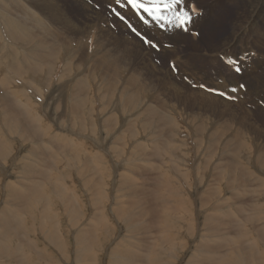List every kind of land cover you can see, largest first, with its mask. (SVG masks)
Listing matches in <instances>:
<instances>
[{"label": "rangeland", "instance_id": "1", "mask_svg": "<svg viewBox=\"0 0 264 264\" xmlns=\"http://www.w3.org/2000/svg\"><path fill=\"white\" fill-rule=\"evenodd\" d=\"M57 1H60V9L53 10L56 19L52 21L48 35L46 26L40 20L37 21L34 10L39 18L47 20L45 13L41 14V9H38L40 5L32 0H20V5L14 0H0V22L10 17L20 22L23 19L32 27V35L37 43L40 42L39 46L42 41L45 42L56 56L62 58L64 47H79L83 44L80 40L69 42V39L86 32L87 27L83 26V22L89 21L90 16L84 10H78L74 0ZM85 1L104 15L101 22H95L98 27L107 26L106 23L111 19L115 23L120 22L108 10V0ZM204 1L207 3H198L202 6L211 3V0ZM226 1L230 4L212 6L217 19L212 23L215 31L222 20L225 30L232 23L234 26L233 16L239 4H235V0ZM98 2L99 8L96 7ZM262 7L264 9V5ZM106 15L109 18H104ZM261 15L262 18L253 21L264 19V13ZM126 18L133 25L129 16L126 15ZM115 23L110 22L109 27L117 33ZM133 26H138V23ZM150 28L151 25H148V31ZM250 28L253 32L248 35L254 40V45L261 39L264 43V24L251 23ZM200 29L198 32L202 34L196 37H199L197 40H184L185 44L179 45L178 55H181L182 64L177 61L175 53L166 49L169 48L167 42H160L158 37L151 38L150 33L146 32L150 40L155 39L160 44V49L156 50L149 44L143 45L134 34L139 47L134 51L131 61L125 59L122 64L125 66L124 71L128 70L127 78L118 77L120 71L116 78L109 76L104 79L107 69L100 66L102 62L99 58L95 60V51L91 58H86L85 51H72L70 54L74 58L65 73L66 80H63L67 83L59 89L57 83L50 90L49 97L53 100H50V105L54 107L50 117L47 110L40 108L24 91L22 97H28L30 102L36 104V110L34 107L29 110L26 106L33 121L32 128L27 117H24V109L15 101L17 97L20 98L18 86L15 89L11 86L16 78L15 68L18 64L28 68L27 59L13 54L12 66L8 63L5 66L12 67V70L4 76L1 73L4 67L0 66V147L8 146L4 152L0 148V264H125L126 261H130V264H264V129H261L264 128V104L260 99H255L256 95L247 88L233 92L221 83H216V75L210 80L212 85H209V90L203 88L205 90H197L190 95L192 90L201 86L197 78L183 75L187 66L183 55L187 59L188 56L195 57L199 74L205 76L214 73L217 69L214 59L219 57L220 51H224L223 47H218L219 52L207 59L201 52L193 55L194 50L206 52L209 46L204 41L209 35L208 28L201 26ZM129 42L134 44L135 40L130 39ZM257 46L261 49V46ZM31 48L33 45L27 46L21 41L17 50L26 49L25 52H28ZM59 50L61 55L57 53ZM262 53L264 61V50ZM128 55L127 52L126 58ZM57 61L52 58L44 63L35 61V72L20 77L24 79L21 86L31 87L37 92L43 90L53 70L51 67H58ZM90 62L94 64L91 66ZM72 65L74 74L68 77ZM41 66H46L48 74L45 73L46 69L42 71L43 75L37 73L35 69ZM116 69L114 65L110 74H116ZM256 69L259 68H253L251 73L256 72ZM260 70H264V67ZM234 75L232 73L222 78L234 82ZM38 76H46V79ZM144 77L147 79L142 81ZM244 78L242 76L239 80ZM115 79L117 84L119 81L122 83L118 85L120 90L126 88L123 90L126 94L123 91L122 95L116 94V90L109 89L104 83ZM171 83L177 88L179 84L182 88L187 85V91L170 90L168 87ZM147 84L159 88H150V91L144 88ZM228 85L234 86L231 83ZM216 86L222 89L217 91H227L226 95L210 91L218 88ZM23 90H26L25 87ZM107 93L114 96V106L110 108L105 107L108 104ZM98 95H102L101 98ZM179 95L190 97V103L179 101ZM13 102L18 106L13 107ZM243 115L247 117L242 119ZM193 133L197 140L196 154L189 153L184 141ZM44 144L56 150L54 162L60 168L48 163L50 149ZM66 156H69L71 164L65 161ZM58 159L60 162H57ZM127 172L136 179L126 175ZM165 177L170 180V186ZM159 178L163 179L160 181ZM129 179H132L131 184ZM163 181L168 184L164 186L161 184ZM183 183L187 184L183 187ZM166 186L176 188L168 189ZM209 214L211 216L207 219ZM212 224L218 227L217 231L212 229ZM242 230L247 234L242 233Z\"/></svg>", "mask_w": 264, "mask_h": 264}, {"label": "bare ground", "instance_id": "2", "mask_svg": "<svg viewBox=\"0 0 264 264\" xmlns=\"http://www.w3.org/2000/svg\"><path fill=\"white\" fill-rule=\"evenodd\" d=\"M16 3H18L19 4V1L20 0H14ZM30 1V0H29ZM32 1H34V2H36L38 5H40V8H39V6H38V9H41V10H39L40 11V13L41 14H44V17L45 18H47V20L45 19H41V17L39 18L38 17V15H36L37 13L35 12V10H34V15H35V17H36V19H37V21L38 20H40L41 22V24L43 23L45 26H46V28H47V32H46V35H48L49 34V32L51 31V29H50V26H51V23H52V21L53 20H55L56 19V17H55V15L53 14V10H56V9H60V1H57V0H32ZM75 2H76V7H78V10H84L85 11V14L87 15L88 14V16H90V20L89 21H85V22H83V26L84 27H87V30H85L86 32L84 33V34H79V36L77 37V38H73V39H69V42H73V41H78V40H80V42H82V41H84L85 40V45H87V48H91V51L92 52H94L95 51V60H97V58H99L100 60H101V62H102V64L100 65L101 67H104L105 69H107V71H106V73H105V75H103L104 76V79L105 78H108L109 76H111V77H117V74H118V72H120L121 71V73H120V75L118 76V77H122V76H126L125 78H127V71H124V69H123V66H122V64H123V62H124V60L125 59H128V60H130L131 61V57H132V55H133V53H134V51L139 47V42L136 40V38L134 37V36H132V35H130L129 33H127L126 31H127V29H126V26L123 24V23H121V22H118L119 23V25L121 26V28L122 29H120V32L119 33H115L110 27H103V26H100V27H98V25L96 26L95 25V22L97 21L98 23L99 22H101L102 21V17L104 16L103 14H101V12L100 11H96V10H94L92 7H91V3L89 4L87 1H85V0H74ZM196 1V3L198 4V5H196V6H199V7H203L202 6V4H199L198 2H200L201 0H194V2ZM236 1V3L235 4H239L238 5V10H237V12L234 14V16H233V21L235 20V23H234V26H233V23H232V25L230 24L229 26H230V28L229 29H227V30H225V27H224V24H223V20L220 22V24H218L219 25V27H218V30L217 31H215L214 29H212V23H214L217 19H215V17H214V9L212 8V6H213V4H220L219 6H224V5H227V4H230V3H228V1H226V0H211V3L210 4H207L206 6H204V7H207V8H210V14H209V18L207 19V20H205L204 18L203 19H198V20H196V19H194V23L190 26V28H189V31H188V33H184V32H182L181 31V29H178V28H175L174 26H168L166 29H161V28H159V26L158 25H156V23L154 22V21H152V22H150L149 23V25H151V28H150V31H149V33H150V35H151V38L153 37V36H159L158 38L160 39V42H167V45L169 46V48H166V49H170L173 53H175V55H176V59H177V61L179 62V63H181L182 64V61H181V55H178L180 52H179V47L180 46H182V44H185V41L184 40H188V41H195V40H197L198 38H196L197 36H199V35H201L202 33L201 32H198V31H200L201 29V26H202V28L203 27H205V29L206 28H208V30H209V35H208V37L207 38H205V39H207V40H204L205 41V43L206 44H209V46H208V48H207V50H206V52H203V51H200V50H194V52L195 53H193V55H199V53L200 54H202V56L204 57V59L206 58L207 59V57H209V56H213V54H216V53H218L219 51V48H224V51H220V53H225L227 50H229V49H231V50H236V51H238V53H240V54H242L243 52H245V51H247V50H249V47H252L253 45H254V40L248 35V33H250V32H253V30L250 28V25H251V23H254V24H264V22H263V20L264 19H261V20H259V21H253V19H259V18H262L263 17V15H261V13H264V9H263V7H262V5H264V0H235ZM90 2V1H89ZM204 2V4H206L205 3V1L203 0L202 2H200V3H203ZM249 2H251V4L249 3ZM3 3H5V2H3ZM8 3V2H7ZM12 3V2H11ZM21 3V2H20ZM31 3H33V2H31ZM14 4V3H13ZM29 4V3H28ZM20 5V4H19ZM31 5V4H30ZM5 6V5H4ZM16 6V5H15ZM6 7H7V5H6ZM26 7H27V5H26ZM29 7V6H28ZM76 7H74V8H76ZM114 7H118V6H116V5H114ZM229 7V6H228ZM227 7V8H228ZM73 8V9H74ZM225 8V7H224ZM33 10V9H32ZM206 10V9H205ZM6 11V10H5ZM20 11V10H19ZM23 11V10H22ZM38 11V12H39ZM77 11V10H76ZM123 13H125L126 15H128L129 16V19L133 22V24L134 25H137V23H138V26L140 25L141 26V23H139L138 22V20L136 19V17L133 15V13L131 12V11H129V10H121ZM207 11V10H206ZM220 11V10H219ZM10 12V11H9ZM208 12V11H207ZM36 13V14H35ZM227 13V12H226ZM22 14V13H21ZM25 14V13H24ZM28 14V13H27ZM20 15V14H19ZM87 16V17H88ZM221 16V15H220ZM18 17V16H17ZM27 17L29 18V15H27ZM109 18L107 15L104 17V18ZM214 17V18H213ZM31 19H33V18H31ZM92 19H94V20H92ZM128 19V18H127ZM149 20H150V18H148ZM26 20H30V19H27L26 18ZM106 20V19H105ZM116 20V19H115ZM118 20V19H117ZM33 21V20H32ZM57 21V20H56ZM230 21V20H229ZM29 23V22H28ZM29 25H31L30 23H29ZM63 25V24H62ZM143 25V24H142ZM35 26V25H34ZM38 26V25H37ZM27 27L29 28V29H27ZM61 27V26H60ZM3 28H5V31H6V33H7V35L12 39V41L14 42V44H9L8 42V40L6 39V37H5V31L3 30ZM35 28V27H34ZM37 28H39V27H37ZM36 28V29H37ZM40 28H42V27H40ZM65 28V27H64ZM53 29V28H52ZM54 29H55V27H54ZM63 29V28H62ZM65 30V29H64ZM38 31V30H37ZM61 31V30H60ZM206 31V30H205ZM32 32H33V30H32V27H29L26 23H25V21L24 22H20L19 20H17L16 18H14V17H10V18H8L7 20H4L3 22H0V66L2 67H5L6 66V64H7V62H6V59H7V57H11L9 54H8V52H7V50H8V48L13 52L12 53V55L13 54H17L18 56L19 55H21V56H23V58H26L27 59V65H28V68H26V67H24L23 65H21V64H18L17 65V67L15 68V77L16 78H20V77H25L24 76V74L26 75L27 73L29 74L30 72L31 73H34L35 71L33 70V68H34V62L35 61H37V60H40L42 63H44V61L46 62V61H49V60H51V58L52 59H55V60H58L59 59V56H56L55 55V52L51 49V48H49V46L45 43V42H41V44L43 45H41V46H39V43H37V40H36V38H34L33 37V35H32ZM195 33V32H198L199 34L198 35H195V34H193V33ZM39 33V32H38ZM43 34V33H42ZM51 34V33H50ZM62 34H63V32H62ZM123 34H125V35H123ZM156 34V35H155ZM190 34H192V35H190ZM67 36H68V34H66ZM39 36V35H38ZM40 36H41V33H40ZM64 36V35H63ZM70 37V36H69ZM83 37H85V39L83 40ZM162 38V39H161ZM196 38V39H195ZM204 38V36L203 37H201L200 39H203ZM130 39H134L135 40V43L134 44H130ZM148 39H149V37H148ZM195 39V40H194ZM40 40V39H39ZM21 41L22 42H24L27 46H30V45H33V49L31 48V51H28V52H25L26 51V49H28L27 47H26V49L25 50H23L22 49V51H19V50H17L18 49V46H19V44L21 43ZM44 41H45V39H44ZM162 42V43H163ZM197 44H198V41H197ZM64 45V44H63ZM68 45V44H67ZM180 45V46H179ZM199 45V44H198ZM257 45H259V46H261V49L259 48V50H260V56H258L256 59H255V64H256V66L259 68V69H256V72H254V73H251V70H246L245 72H243V74H242V76H244L245 78L243 79L244 81H246V83H247V90H250V92L252 93V94H254V95H256V97H255V99H257V100H259L260 99V102L261 103H263L264 104V75H263V71L264 70H260V68H263L264 67V61H262L261 60V57H262V55H263V53H262V51L264 50V43H263V39H261V42H257L255 45H254V47H256V48H258V46ZM174 46V47H173ZM192 46V45H191ZM202 47V46H201ZM219 47V48H218ZM67 48V47H66ZM68 48H70V47H68ZM90 52V51H89ZM127 52H128V57L126 58V56H127ZM22 53V54H21ZM57 53L59 54V55H61V51L59 50V51H57ZM196 53H198V54H196ZM76 54V53H75ZM86 54V53H85ZM230 55V54H229ZM229 55H224V57H229ZM74 55L72 54V55H70L69 57H67L66 59H65V66H64V68H63V71H62V74H59L58 73V71H59V67H57V68H52L51 67V69H53V70H51L50 71V76H49V81H51L52 82V84H53V79H52V75L53 74H57L58 76H59V81H58V86H57V88L59 87L60 88V86L62 87V86H64L65 85V83H67V82H65V81H63V80H66V78H65V76H66V74L65 73H67L68 72V67H69V65H70V63H71V59H72V57H73ZM87 56V55H86ZM66 57V56H65ZM76 57V56H75ZM183 57H184V60L186 61V63H187V66H185V71H186V73H184L183 75H185V74H187V75H190V76H193V77H195V78H197L200 82V86L202 87V85H203V87L201 88V87H197V89H194V90H192V92L190 93V95L192 96V94H195L196 92H197V90H200V91H202V90H205V89H207V90H209V85H210V80H212L213 79V76L211 75V74H206L205 76H203V75H201V74H199V67H198V64H197V62L198 61H196L195 60V57L193 58H191L190 56H188L189 58L187 59V57L185 56V55H183ZM215 57V56H214ZM264 57V56H263ZM74 58V57H73ZM88 58V57H87ZM91 58V57H90ZM91 60V59H90ZM264 60V59H263ZM143 61V60H142ZM89 63V62H88ZM91 63V62H90ZM214 63L218 66V68L217 69H215V72H217V73H219V74H221L222 75V77H224V76H228V75H230V74H232L233 72H231V71H226L225 70V68L227 67V66H224V65H222L219 61H218V57L217 58H215L214 59ZM94 64V62H92L91 63V66ZM126 64V63H125ZM44 65V64H43ZM116 66L117 67V73L116 74H113V75H111L110 74V72H111V68L113 67V66ZM82 66V65H81ZM48 67V66H47ZM203 67H205V66H203ZM41 68V69H40ZM40 68H38V69H35V70H38L37 71V73L38 72H41V75H43V73H42V71L44 70V69H46V66L43 68V66H41ZM90 68V67H89ZM124 68H125V66H124ZM126 68H127V66H126ZM73 70V65L70 67V73H68L67 74V76L68 77H70L71 75L73 76V74H74V72L72 71ZM153 70V69H152ZM163 70V69H162ZM204 70H206L205 68H204ZM2 71V70H1ZM46 72L45 73H47L48 72V70L46 69L45 70ZM76 71V70H75ZM98 71V70H97ZM134 71V70H133ZM132 71V72H133ZM81 72V71H80ZM131 72V74H133ZM163 72V71H162ZM167 72V71H166ZM207 72V71H206ZM91 73V72H90ZM204 73V72H203ZM40 74V73H39ZM48 74V73H47ZM130 74V73H129ZM151 72H150V74H149V76H150V78H151ZM155 74V73H154ZM38 75V74H37ZM98 75V74H97ZM96 75V76H97ZM30 76V75H29ZM94 76V75H93ZM136 76V75H135ZM134 76V77H135ZM159 76V75H158ZM242 76H238V75H234L233 76V79L235 80V81H237V80H239L240 78H242ZM26 77H28V76H26ZM36 77V76H35ZM35 77H33V78H35ZM38 77H40V76H38ZM46 77V76H45ZM45 77H43L44 79H46ZM89 77V76H88ZM95 77V76H94ZM138 77V76H137ZM165 77H166V75H165ZM29 78V77H28ZM37 78V77H36ZM42 77H40V79H41ZM42 78V79H43ZM5 79H7V80H9L7 77H5ZM21 80H22V78H20ZM19 79V80H20ZM103 79V78H102ZM113 79V78H112ZM118 79H120V81H122V78H118ZM124 79V78H123ZM145 79H147L146 77H144L143 79H142V81H144ZM154 79V81H155V78H153ZM15 81H19L18 79H14ZM14 80L12 81V82H14ZM24 80V79H23ZM22 80V81H23ZM32 80V79H31ZM34 81H36L35 79H33ZM37 80H38V78H37ZM130 80V79H129ZM136 80V79H135ZM39 81V80H38ZM38 81H36L37 83H39ZM43 81V80H42ZM103 81V80H102ZM105 81V80H104ZM119 81V82H120ZM124 81V80H123ZM122 81V82H123ZM128 81V80H127ZM36 82H35V84H36ZM88 81H86V83H87ZM97 82V81H96ZM118 82V84H117V82H116V79L115 80H111V81H109V82H104L105 83V85L106 86H109V89L110 88H113V90H116L115 91V93L116 94H120V95H122L121 93H122V91L123 90H126V88L124 87V89H122V90H120L119 88H118V85H121L120 83ZM135 82V81H134ZM161 82L163 83V81H162V78H161ZM85 83V84H86ZM90 83V82H89ZM95 83V82H94ZM103 83V84H104ZM139 83H141V82H139ZM217 83V82H216ZM26 84H28V83H26ZM40 84V83H39ZM159 84H161L160 82H159ZM197 84V83H196ZM16 83L14 82V83H12V88L13 89H15V87H16ZM41 85V84H40ZM98 85V83L95 85V86H97ZM189 85V84H188ZM212 85V84H211ZM210 85V86H211ZM225 88H227L228 90H232V88H230V86L228 85V83H225V84H222ZM18 86V88H17V91L18 92H20V98L19 97H17L18 99H16L15 101L17 102V104H19V106L21 107V109H24V117L26 116L27 117V119L29 120L28 122L31 124V128H32V126H33V121L31 120V114H29L26 110L28 109L27 107H29V110H31V108H33L34 107V109H35V106H36V104L33 102V101H29V98L27 97H22L25 93H26V95H28V93L25 91V90H23V87L22 86H19V85H17ZM28 86V85H27ZM124 86V85H123ZM123 86H121V87H123ZM180 86H182V85H178V88H177V86L175 85V84H170V86L168 87L170 90H177V89H179V90H186V88H187V85L185 86V88H182V87H180ZM26 87V86H25ZM35 87L37 88V85H35ZM39 87V86H38ZM40 87H42V85L40 86ZM89 87V86H88ZM216 87H218V86H216ZM58 88V89H59ZM90 90H91V85H90ZM129 88V87H128ZM142 88H143V86H142ZM145 89H148V90H150L151 91V89L150 88H152V90H158V88L159 87H156L155 85H150V84H147L145 87H144ZM162 88V87H161ZM203 88H205V89H203ZM39 89V88H38ZM57 89V90H58ZM106 89V88H105ZM108 89V90H109ZM137 89V88H136ZM213 89V88H212ZM133 90V89H132ZM189 90V89H188ZM216 91L217 90H222L220 87H218V88H216L215 89ZM24 91H25V93H24ZM37 91V90H36ZM96 91V90H95ZM112 90H110V92H111ZM187 91V90H186ZM98 92V91H97ZM109 92V91H108ZM124 93H125V91H123ZM128 92V91H127ZM147 92V91H146ZM152 92H154V91H152ZM180 92V91H179ZM92 93V92H91ZM181 93V92H180ZM207 93H209V92H207ZM211 93V92H210ZM259 93H261V94H263V95H259ZM94 94V93H93ZM126 94V93H125ZM136 94V93H135ZM151 94V93H150ZM160 94V93H159ZM167 94V93H166ZM239 94V93H238ZM7 95H9V94H7ZM6 95V96H7ZM12 95V94H11ZM11 95H10V100H11ZM107 96H108V104H106L107 106H105L106 108H110V106H114V104H113V102H112V98L114 97H112V95H110V93H107L106 94ZM129 95H130V93H129ZM153 95V94H152ZM185 95V94H184ZM209 95V94H208ZM214 95V94H213ZM29 96V95H28ZM50 96V95H49ZM81 96V95H80ZM101 96L102 95H100V97H99V95H98V98H101ZM145 96V95H144ZM148 96V95H147ZM202 96V95H201ZM207 96V95H206ZM216 96V95H215ZM9 97V96H8ZM54 97V96H53ZM89 97V96H88ZM121 97V96H120ZM200 97V96H199ZM203 97H204V95H203ZM212 97V96H211ZM13 98V97H12ZM50 98V100L51 101H53L52 100V97H49ZM95 98H97L96 96H95ZM94 98V99H95ZM97 98V99H98ZM105 99L107 98V97H104ZM116 98V97H115ZM149 98H150V95H149ZM165 98V97H164ZM215 98V97H214ZM7 99H9V98H7ZM15 99V98H14ZM123 99V98H122ZM213 99V98H212ZM100 100V99H99ZM104 100V99H103ZM158 100V99H157ZM203 100H204V98H203ZM220 100L222 101V99L220 98ZM14 101V100H13ZM114 101V100H113ZM117 101V100H116ZM150 101V100H149ZM179 101H181V102H184V103H186L187 101H189L188 103H190V101H191V98L189 97H187V96H180L179 95ZM23 102V103H22ZM92 102H94V100L92 101ZM99 102V101H98ZM105 102V101H104ZM145 102V101H144ZM217 102V101H216ZM22 103V104H21ZM100 103V102H99ZM116 103V102H115ZM165 103V102H164ZM224 103V102H223ZM13 104H14V106L13 107H17L18 105L15 103V102H13ZM16 104V105H15ZM121 104L122 103H120V106H121ZM202 104V103H201ZM100 105V104H99ZM105 105V104H104ZM117 105H119V104H117ZM164 105V104H163ZM174 105V104H173ZM185 105V104H184ZM191 105H193V104H191ZM190 105V106H191ZM195 105V104H194ZM227 105H228V103H227ZM260 105V104H259ZM7 106H9L8 104H7ZM12 106V105H11ZM27 106V107H26ZM93 106V105H92ZM189 106V107H190ZM10 107V106H9ZM8 107V108H9ZM20 107H18V108H20ZM102 107V106H101ZM18 108H14V109H18ZM75 108V107H74ZM84 108V107H83ZM95 108V107H94ZM146 108V107H145ZM165 108V107H164ZM170 108V107H169ZM173 108V107H172ZM10 109V108H9ZM85 109V108H84ZM100 109V108H99ZM163 109V108H162ZM175 109V108H174ZM36 110V109H35ZM147 110V109H146ZM170 110V109H169ZM177 110V109H176ZM12 111V110H11ZM27 113H26V112ZM103 111V110H102ZM109 111H110V109H109ZM86 112V111H85ZM160 112V111H159ZM111 113V112H110ZM113 113V112H112ZM148 113H150V111L148 112ZM156 113V112H155ZM180 113V112H179ZM211 113H213V112H211ZM236 113V112H235ZM250 114H251V112H250ZM97 115V114H96ZM21 116H22V114H21ZM167 116V115H166ZM244 116V115H243ZM250 116V115H249ZM34 117H37V116H34ZM110 117V116H109ZM159 117V116H158ZM232 117V116H231ZM245 117H247V116H244V117H242V119H244ZM254 117V116H253ZM38 118V117H37ZM183 118V117H182ZM206 118H208V117H206ZM215 118V117H214ZM250 118H252V117H250ZM39 119V118H38ZM117 119V118H116ZM123 119V118H122ZM180 119V118H179ZM187 119V118H186ZM185 119V120H186ZM200 119V118H199ZM199 119H197V120H199ZM219 119V118H218ZM97 120V119H96ZM100 120V119H99ZM113 120V119H112ZM112 120H110V122L112 121ZM182 120V119H181ZM184 120V119H183ZM222 120V119H221ZM85 121V120H84ZM89 121V120H88ZM102 121V120H101ZM189 121V120H188ZM191 121V120H190ZM211 121V120H210ZM218 121V120H217ZM15 122V121H14ZM27 122V123H28ZM92 122V121H91ZM186 122V121H185ZM17 123V122H16ZM84 123V122H83ZM96 123V122H95ZM132 123V122H131ZM149 123V122H148ZM166 123H167V121H166ZM174 123V122H173ZM240 123V122H239ZM255 123V122H254ZM18 124V123H17ZM89 124V123H88ZM93 124V123H92ZM111 124V123H110ZM158 124V123H157ZM176 124V123H175ZM180 124H182L181 122H180ZM259 124V123H258ZM85 125V124H84ZM87 125V124H86ZM90 125H91V123H90ZM96 125V124H95ZM144 125H145V123H144ZM146 125H147V122H146ZM145 125V126H146ZM65 126V125H64ZM92 126V125H91ZM94 126V125H93ZM97 126V125H96ZM120 126V125H119ZM118 126V127H119ZM181 126V125H180ZM180 126H177L178 128L180 127ZM190 126H192V125H190ZM136 127V126H135ZM147 127H149L150 128V126H147ZM212 127V126H211ZM258 127V126H257ZM256 127V128H257ZM93 128V127H92ZM103 128V127H102ZM120 128V127H119ZM186 128H188V127H186ZM209 128V127H208ZM252 128H253V126H252ZM255 128V129H256ZM85 129V128H84ZM88 129H90V127L88 128ZM99 129V128H98ZM105 129V128H104ZM184 129V128H183ZM231 129V128H230ZM261 129H262V131H263V129L264 128H262L261 127ZM29 130V129H28ZM32 130V129H31ZM91 130H93V129H91ZM90 130V131H91ZM97 130V129H96ZM180 130H181V128H180ZM247 130H249V129H247ZM86 131H87V129H86ZM86 131H84V132H86ZM95 131V130H94ZM182 131V130H181ZM189 132H190V130H188ZM219 131V130H218ZM76 132V131H75ZM82 132H83V130H82ZM83 132V133H84ZM97 132V131H96ZM95 132V133H96ZM113 132V131H112ZM150 132V131H149ZM88 132H86L85 134H87ZM95 133H93V134H95ZM249 133V132H248ZM97 135V134H96ZM156 135V134H155ZM186 135V134H185ZM244 135V134H243ZM13 136V135H12ZM15 136V135H14ZM22 136V135H21ZM182 136V135H181ZM20 137V136H19ZM98 137V136H97ZM97 137H95V139L97 138ZM178 137H180V136H178ZM187 137V136H186ZM250 137V136H249ZM4 138V137H3ZM90 138H93V137H90ZM101 139V138H100ZM1 140V139H0ZM92 140V139H91ZM109 140V139H108ZM138 140V139H137ZM93 141V140H92ZM93 142H95V141H93ZM92 142V143H93ZM101 143H102V141H101ZM136 143V142H135ZM134 143V144H135ZM215 143V142H214ZM114 144V143H113ZM117 144V143H116ZM115 144V147L117 146ZM221 144V143H220ZM247 144V143H246ZM245 144V145H246ZM48 149H50V150H48L49 152H50V155H49V160H48V163L50 164V163H52V164H55V162H54V160H55V155H54V152L56 151V150H54V149H52V148H50V147H48L46 144H44ZM203 145V144H202ZM206 145V144H205ZM106 146V145H105ZM227 146V145H226ZM8 146H1L0 148H1V150H2V152H4L5 150H7L8 148H7ZM186 147V146H185ZM188 147V146H187ZM242 147V146H241ZM244 147V146H243ZM82 148H84V147H82ZM138 148V147H137ZM136 148V149H137ZM77 149V148H76ZM87 149V148H86ZM112 149V148H111ZM44 150V149H43ZM202 150H204V149H202ZM218 150V149H217ZM81 151V150H80ZM219 151V150H218ZM264 151V150H263ZM77 152V150H75V153ZM105 152V151H104ZM241 152V151H240ZM59 153V152H58ZM64 153V152H63ZM72 153V152H71ZM190 153V152H189ZM203 153H205V152H203ZM218 153V152H217ZM35 154V153H34ZM107 154V153H106ZM128 154V153H127ZM134 154V153H133ZM143 154H146V153H143ZM196 154V153H195ZM225 154V153H224ZM31 155V154H30ZM67 155V154H66ZM74 155V154H73ZM79 155V154H78ZM31 156H33V155H31ZM63 156L65 157V155L63 154ZM72 156V155H71ZM70 156V157H71ZM190 156V155H189ZM192 156V155H191ZM77 157H79V156H77ZM91 157V156H90ZM134 157V156H133ZM187 157V156H186ZM199 157V156H198ZM226 157V156H225ZM228 157V156H227ZM260 157V156H259ZM259 157H257V159L259 158ZM68 158H69V156H68ZM67 158V156H66V158H65V161H68V163H69V161H70V159H68ZM72 158V157H71ZM74 158H76V156H74ZM92 158V157H91ZM103 158V157H102ZM106 158V157H105ZM131 158V157H130ZM197 158V157H196ZM133 159V158H132ZM76 160V159H75ZM99 160V159H98ZM254 160H256V159H254ZM253 160V161H254ZM63 161V160H62ZM64 161V162H65ZM79 160H77V162H78ZM96 161V160H95ZM133 161H135L136 162V160H133ZM133 161H131V163L133 162ZM198 161V160H197ZM215 161V160H214ZM253 161H251V162H253ZM57 162H60L59 161V159H58V161ZM63 162V163H64ZM71 162H73V165H74V160H72ZM97 162V161H96ZM99 162V161H98ZM194 162V161H193ZM76 163V162H75ZM79 163V162H78ZM127 163H129V166L131 165L130 164V160L128 159L127 160ZM127 163L125 164V165H127ZM217 163H219V162H217ZM69 164H71V163H69ZM80 164V163H79ZM79 164H77V165H79ZM94 164V163H93ZM99 164V163H98ZM121 164V163H120ZM187 164V163H186ZM67 165V164H66ZM76 165V166H77ZM102 166H103V163L101 164ZM133 165V164H132ZM220 165V164H219ZM229 165V164H228ZM251 165V164H250ZM63 166V165H62ZM70 166V165H69ZM98 166H100V165H98ZM218 166V165H217ZM252 166V165H251ZM55 167H58V168H60V165L59 164H55ZM74 167V166H73ZM97 167V166H96ZM109 167V166H108ZM195 167V166H194ZM197 167V166H196ZM31 168V166L29 165V167H28V169H30ZM77 168V167H76ZM75 168V169H76ZM101 168V167H100ZM177 168V167H176ZM187 168V167H186ZM258 168V167H257ZM53 169V168H52ZM104 169V168H103ZM179 169V168H178ZM177 169V170H178ZM194 169V168H193ZM124 170V169H123ZM190 170V169H189ZM218 170V169H217ZM101 171V170H100ZM248 171V170H247ZM114 172V171H113ZM130 172V171H129ZM208 172V171H207ZM217 172V171H216ZM236 173V172H235ZM205 174V173H204ZM232 174V173H231ZM124 175H125V173H124ZM126 175H129L132 179H136L131 173H128L127 172V174ZM162 176H164V175H162ZM59 177H61V176H59ZM159 177H161V176H159ZM184 177V176H183ZM157 178V177H156ZM164 178V177H163ZM163 178H159L160 179V181H161V179H163ZM187 178V177H186ZM211 178V177H210ZM240 178V177H239ZM247 178V177H246ZM131 179V180H132ZM158 179V178H157ZM165 179H166V181L169 183H167L169 186H170V180L167 178V177H165ZM169 181H168V180ZM227 179V178H226ZM130 179H129V183L131 184V181ZM55 181V180H54ZM185 181H186V179H185ZM257 181V180H256ZM99 182V181H98ZM104 182V181H103ZM156 182L158 183V181L156 180ZM164 182L165 181H163V183H161V184H164ZM33 183V182H32ZM37 183V182H36ZM123 183H124V181H123ZM134 183H136L135 181H134ZM134 183H132V185L134 186ZM160 183V182H159ZM158 183V184H159ZM187 183H188V181H187ZM186 183V184H187ZM204 183V182H203ZM98 184V183H97ZM127 184V183H126ZM129 184V185H130ZM166 183L164 184V186L165 185H167ZM125 185V184H124ZM137 185V184H136ZM160 185V184H159ZM158 185V186H159ZM191 185V184H190ZM132 186V187H133ZM169 186H166L167 188L169 187ZM136 187V186H135ZM174 186H172V187H169V188H173ZM181 187V186H180ZM165 188V187H164ZM166 188V189H167ZM168 188V189H169ZM174 188H176V186L174 187ZM181 189V188H180ZM179 189V190H180ZM218 189V188H217ZM134 190H135V188H134ZM18 191V190H17ZM177 191V190H176ZM157 192V191H156ZM129 193V192H128ZM128 193H126L127 194V196H128ZM19 194V193H18ZM223 194V193H222ZM172 195V194H171ZM156 196V195H155ZM196 196V195H195ZM125 197V196H124ZM227 197V196H226ZM205 204H207V202L205 203ZM178 206V205H177ZM182 206V205H181ZM208 206V205H207ZM209 207V206H208ZM188 208V207H187ZM176 209V208H175ZM210 209V208H209ZM179 212V211H178ZM187 212V211H186ZM182 213V212H181ZM207 213H209V212H207ZM207 213H205V214H207ZM141 214H142V212H141ZM145 214V213H144ZM180 214V213H179ZM184 214V213H183ZM197 214H199V213H197ZM264 214V213H263ZM146 215V214H145ZM227 215H231L232 216V214H227ZM138 216V215H137ZM180 216V215H179ZM208 216H211L210 214L209 215H207V219L209 218ZM183 217H185V216H183ZM221 218H222V216H220ZM212 218V217H211ZM184 219V218H183ZM166 220V219H165ZM169 220V219H168ZM185 220H187V219H185ZM211 220V219H210ZM213 220H214V218H213ZM213 220H211V222H213ZM184 221V220H183ZM191 221H193V220H191ZM209 222V221H208ZM210 222V223H211ZM215 222V221H214ZM209 224V223H208ZM213 225V227H212V229L213 230H218V227L215 225V224H212ZM211 225V226H212ZM146 226H148V225H146ZM219 226V225H218ZM207 227H208V225H207ZM210 227V226H209ZM208 227V228H209ZM146 228V227H145ZM149 229V228H148ZM255 230V229H254ZM243 231V230H242ZM137 232V231H136ZM140 232V231H139ZM144 232V231H143ZM219 232V231H218ZM252 232V235H254V233H253V231H251ZM240 233V232H239ZM238 233V234H239ZM242 233H245V234H247L245 231H243ZM262 233V232H261ZM264 233V232H263ZM241 234V233H240ZM244 234V235H245ZM251 234V233H250ZM264 235V234H263ZM239 237L240 238H242V236H240L239 235ZM253 237H252V242H254L253 241ZM249 240V239H248ZM264 240V239H263ZM256 243H257V241H255ZM249 243H251V241L249 242ZM135 250V249H134ZM136 251V250H135ZM134 252V251H133ZM128 253V252H127ZM131 253V252H130ZM132 254H134V253H132ZM141 254V253H140ZM139 254V255H140ZM210 260L212 261V259L210 258ZM214 261V260H213ZM131 262L130 261H126V263L125 264H130Z\"/></svg>", "mask_w": 264, "mask_h": 264}, {"label": "snow or ice", "instance_id": "3", "mask_svg": "<svg viewBox=\"0 0 264 264\" xmlns=\"http://www.w3.org/2000/svg\"><path fill=\"white\" fill-rule=\"evenodd\" d=\"M113 4L118 6V8L113 7ZM106 6L110 12L114 13L121 20L125 19L121 10L127 9L138 16L145 24L154 21L161 29L174 26L175 28L182 29L184 32H188L190 26L194 23L193 13L196 11L195 5H192L191 8L186 7V0H108ZM96 7H100L99 2L96 4ZM146 17L150 18V20ZM133 31L136 30L133 29ZM194 34L198 35V33ZM143 42L156 50L160 49V44L148 39L146 36L143 37ZM227 62L230 65L238 64L236 59H229ZM172 66L175 68L174 64ZM235 70L239 71L240 69L236 67ZM210 91L216 90L210 89ZM232 91L235 92L237 89L233 88ZM219 94L226 95V93Z\"/></svg>", "mask_w": 264, "mask_h": 264}]
</instances>
